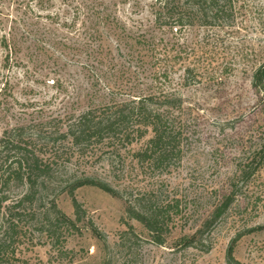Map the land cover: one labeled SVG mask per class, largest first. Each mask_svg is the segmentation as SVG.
<instances>
[{
  "label": "rangeland",
  "instance_id": "1",
  "mask_svg": "<svg viewBox=\"0 0 264 264\" xmlns=\"http://www.w3.org/2000/svg\"><path fill=\"white\" fill-rule=\"evenodd\" d=\"M42 1L0 0V37L14 32L20 37L9 61L6 50L0 53V72L11 84V93L0 94V135L22 123L35 134H59L68 115L108 101L106 85L136 95L160 87L178 90L193 119L183 155L167 171L140 167L130 153L114 165L105 159L67 162L77 176L107 182L117 192L90 184L78 188L80 220L71 196L59 193L56 204L68 220L56 232L46 226L55 213L48 219L45 213L57 194L52 193L62 188L20 205L25 188L5 187L0 264H105L109 259L110 264H227L235 238L237 259L264 264V165L248 181L241 179L264 128V89L253 86V74L264 63V0H236L243 12L233 25H196L180 32L155 26V0ZM97 1L114 22L93 17ZM88 47L103 50L89 55ZM165 69L170 80L160 74ZM233 182L238 192L231 205L207 223L233 191ZM141 197L179 203L163 244L126 215L128 201ZM125 231L132 247L122 244ZM195 237L200 248L190 244Z\"/></svg>",
  "mask_w": 264,
  "mask_h": 264
},
{
  "label": "trees",
  "instance_id": "2",
  "mask_svg": "<svg viewBox=\"0 0 264 264\" xmlns=\"http://www.w3.org/2000/svg\"><path fill=\"white\" fill-rule=\"evenodd\" d=\"M49 2L51 0L42 1L46 4ZM100 6L102 2L94 3L93 17L95 18L96 13L100 22H114L108 13H103ZM241 7L236 0H155L154 24L160 29L168 28L176 32L196 25L230 26L242 14ZM53 17L60 18L58 14ZM19 39L17 32L16 35L15 32L5 33L0 37V53L1 50H6L7 61L11 53L17 52ZM87 50L89 55H93L103 49L88 47ZM188 73L184 75L185 85L190 78ZM160 74L165 80H170L167 69ZM253 86L264 89V63L253 74ZM106 87L110 90L107 94L108 101L90 105L80 113L68 115L65 129L59 134H35L28 131L29 128L24 123L9 125L3 130L0 135V207L8 200L9 195L3 190L11 183L25 188L19 200L20 205L27 201H41L47 190L62 188L52 193L57 194L52 198L51 209L45 213L47 219L55 213L46 226L49 231L56 228V232L61 222L68 220L56 204L59 193L67 192L71 196L77 220H80L84 209L75 196L78 188L90 184L110 193L117 192L107 182L77 176L74 170L67 169V162L73 163L74 159L77 163L80 160L105 159L114 165V162L123 163L130 153L140 167L147 166L164 172L181 159L185 150L184 140H188L193 116L180 91L160 87L157 91L136 95L133 91L120 88L115 90L108 85ZM7 92L11 93L10 80L6 73L0 72V94ZM261 129L259 146L251 157V162L241 172V179L245 182L253 176L255 170L264 165V128ZM150 133L151 137L147 138ZM142 140L144 142L141 146L134 149V144ZM232 186L233 191L215 208L207 223L218 220L229 208L238 192V183L233 182ZM178 207V201L161 204L155 203L152 197L146 201L141 197L133 202L128 201L126 215L141 222L149 231L153 242L163 244L168 235L167 231L171 230L169 220L179 210ZM129 227L134 234L131 224ZM128 234L125 231L121 241L123 245L130 243L132 247L134 242ZM199 242L201 240L195 237L190 244L200 248ZM235 242L236 238L227 252V264H248L235 257ZM3 249L1 244L0 257ZM104 262L111 263L110 259Z\"/></svg>",
  "mask_w": 264,
  "mask_h": 264
}]
</instances>
